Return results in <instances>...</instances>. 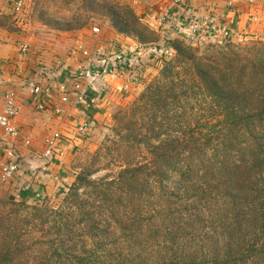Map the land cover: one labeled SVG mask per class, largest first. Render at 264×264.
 Masks as SVG:
<instances>
[{
  "label": "trees",
  "instance_id": "16d2710c",
  "mask_svg": "<svg viewBox=\"0 0 264 264\" xmlns=\"http://www.w3.org/2000/svg\"><path fill=\"white\" fill-rule=\"evenodd\" d=\"M176 64L181 62L172 63L124 112L131 116L129 131L133 136L128 142L136 152L119 173L118 187L123 190L129 186V189L115 196L111 186L100 182L93 183L94 191L84 194L87 179L80 175L70 189L75 200L71 203L80 207L84 200L79 199L86 195L87 200L124 208L120 219L115 220L122 222L121 239L133 245L130 256L135 263L141 260L149 264L148 254L160 241L155 264H264V90L240 86L235 92L238 94L232 97L214 70L209 73L197 64L190 81H186L179 79L178 72L174 73ZM261 74L254 81L264 87V73ZM170 78L180 80V84H167ZM223 80L226 81L224 77ZM186 83L198 84L199 93L204 94L206 89L208 98L211 94L227 102L221 105L224 119L220 125L204 127L205 139L187 131L175 137L165 136L178 132L177 127L163 118L182 114L186 106L179 104L175 89ZM251 98L256 106L247 107ZM142 150L147 151V156L142 155ZM123 157L122 153L121 160ZM153 186L159 193L150 196L148 204L140 205L132 200L129 206H124L120 202L131 190L151 192ZM115 199L119 202H114ZM31 203L35 209L42 205ZM157 206L161 210L154 215ZM67 209L70 207L62 211ZM60 218L61 221L54 222L58 223L56 233L61 236L69 231V217L64 221L60 213ZM176 219L178 229H173ZM94 224L89 228L79 226L77 233L81 239L90 238L92 245L111 235L107 228L101 230L98 223ZM40 230V235L33 236L29 231L14 246L6 248L0 255V264H20L31 248H44L47 232ZM55 244L51 241L50 248ZM60 248L62 252L55 249L46 258L47 264H65L61 261L67 259L74 262L73 254ZM45 253L40 256L44 258Z\"/></svg>",
  "mask_w": 264,
  "mask_h": 264
},
{
  "label": "rangeland",
  "instance_id": "374dc122",
  "mask_svg": "<svg viewBox=\"0 0 264 264\" xmlns=\"http://www.w3.org/2000/svg\"><path fill=\"white\" fill-rule=\"evenodd\" d=\"M181 2V0H25V7L18 15V28L28 48L50 51L67 50L70 47L71 52L76 46L84 45L88 38H94L99 34L109 39L119 38L122 43L127 40L135 42L138 51H142L147 59L145 67L141 66L143 69L140 84L133 83L128 90L123 89L121 97L114 98L111 104L104 106L102 116L94 121L91 133L90 129L84 133L87 137L84 136L83 147L67 163V166H70L67 170L69 180L63 181L55 197L44 199L43 204L35 209L34 203L18 200L8 190L6 186L8 181L0 175V255L6 248H11L15 242L25 237L29 231L36 236L41 234L40 229H44L47 232L44 248H31L20 264H47L46 258L55 249L62 252L60 246L72 253V257L75 258L74 262L69 259L61 261L65 264H79L81 261L86 264L91 260V264L119 262L143 264L141 260L137 263L132 261L130 252L133 245L121 239L122 222L115 219L124 213V208L109 203H96L90 198L87 200L86 195L85 198L79 199L84 200L80 207L71 203L75 200L70 196V189L76 184L77 178L83 175L87 179L84 194L94 191L93 183L100 182L111 186L110 189H113L115 196L119 191L129 189V186L123 190L118 187L119 173L127 167L125 163L132 161V155L136 152L135 147L128 142L133 136L129 131L132 126L129 123L131 116L124 112L130 110V106L172 63L181 62L176 64L177 71L174 70V73L178 72L179 79L183 78L186 81H190V74L194 72L193 68L197 64L203 66L209 73L214 70L232 97L238 94L235 92L239 91L240 86L247 85L255 90L260 87L261 91L264 90L262 85L254 81L264 73V6L259 8L260 11L254 10L249 23L240 31L225 22V31L231 34L229 37L223 35L210 38L205 36L206 32L200 30L204 38L192 43L184 39L189 29L188 31L182 29L184 30L182 35L167 36L163 35L166 31H162L159 24L161 17L179 10L181 4L184 6ZM178 30L181 29L176 31ZM166 48L172 51L171 57L164 56L161 52ZM245 76L247 77L244 78ZM169 82L180 84V80L173 78H170L167 84ZM191 86L187 83L185 86H176L175 93L180 98L179 104L186 107L180 116L171 115L163 118L170 122V125L177 127L178 131L165 136L175 137L187 131L186 133H193L205 139L207 131L204 127L219 126L224 119L221 114L224 107L221 105L227 103L225 98L212 96L216 98L212 99L211 94L208 98V91L205 88L203 94L201 91L199 93L198 84L192 83ZM248 106H256L254 98L249 100ZM199 126L203 127L198 130ZM122 143L125 144L124 147ZM140 152L147 156L146 150ZM122 153L125 157L121 160ZM174 192L177 193V189ZM158 193L159 190L155 186L151 192L149 189L143 193L131 190L120 202L124 206H129L132 200L140 205L148 204L150 196L156 197ZM114 202L119 201L115 199ZM67 207H70L67 212L62 211ZM160 210L161 207L157 206L153 214H159ZM90 212L93 216L88 215ZM60 213H63L64 221L69 217V231L61 233V236L56 233L59 225L54 222L61 221ZM149 215L150 212L147 217ZM161 221L164 222L163 219ZM177 222L178 219L175 220L173 229H178ZM94 223H98L101 230L107 228L111 233L106 240H100L96 245H92L93 241L90 238L84 240L77 234L79 226L89 228L95 225ZM51 241L56 243L54 248H50ZM159 245L160 241L154 245L155 250L148 254L151 260L149 264H155L153 260L159 258L157 257ZM44 252L46 253L43 258L40 255Z\"/></svg>",
  "mask_w": 264,
  "mask_h": 264
},
{
  "label": "crops",
  "instance_id": "0c3cea01",
  "mask_svg": "<svg viewBox=\"0 0 264 264\" xmlns=\"http://www.w3.org/2000/svg\"><path fill=\"white\" fill-rule=\"evenodd\" d=\"M181 1L184 6L181 4L179 10L172 12V22L159 23L162 31H166L163 35H178L176 26H184L188 31L189 19L202 24V31L205 32V22L214 17L240 31L249 23L254 10L257 12L264 6V0ZM12 4L13 0H0V114L6 96L12 95L20 107V114L14 120L20 136L13 139L0 129V173L1 168L10 161L7 152L13 151L19 171L6 182V186L18 200L36 202L38 196L43 200L55 197L63 181L68 179L70 166L67 163L81 150L85 143L84 136L87 137V134L79 133L80 124L88 122L91 133L94 121L102 116L104 108L114 98L121 97L124 91L126 78L104 77L95 80L83 77V71L94 70L95 65L90 64L81 50L90 52L94 57H109L128 50L140 51L133 41L122 43L119 38L109 39L98 34L71 52L70 47L50 51L30 47L23 53L21 48L25 42L18 28V14ZM230 4L233 6L230 7ZM141 53L140 66L145 67L147 58ZM51 85L67 87L70 102L62 105L66 112L64 115H58L54 110L62 93L57 91L41 108L44 96L33 92L36 87ZM79 96H83V102L78 101ZM90 100H97L92 108L87 107ZM55 133H60L67 140L61 148L64 156L45 159L46 140Z\"/></svg>",
  "mask_w": 264,
  "mask_h": 264
},
{
  "label": "built area",
  "instance_id": "2783aa9c",
  "mask_svg": "<svg viewBox=\"0 0 264 264\" xmlns=\"http://www.w3.org/2000/svg\"><path fill=\"white\" fill-rule=\"evenodd\" d=\"M231 2V0H230ZM233 2V1H232ZM13 8L17 12V14H21L25 7V0H13ZM233 6V5H232ZM230 4V7H232ZM173 13L170 12L166 14V16H163L159 19V23L161 25L166 24V22H172ZM225 21H222L221 19H218L216 17L210 18L205 22V36H209L210 38L216 36H227L229 37L231 34L229 32L225 31ZM189 31L187 36L184 37L187 41H190L192 43H197L200 41V38H204V35L200 34V30H202V24H200L197 20L189 19V22L187 23ZM178 30L177 33L182 35L184 33V26H176ZM96 32L98 30H95ZM209 35H208V34ZM28 46L23 44L21 51L23 53H26L28 51ZM164 56H172V51L169 48H166L161 51ZM82 55L91 62V65L94 66V70L88 69L84 70L82 73L83 77L86 78H94L100 79L104 77H111L114 79H125L126 83L124 86L125 90H128L130 87H132L133 83L140 84V75L142 73L141 69L138 70L137 68H141V62L140 59L142 56L141 52H137L134 50H128L125 52H120L119 54H115L112 56H95L93 54H90V52L86 50H81ZM136 54V56H133ZM57 91L62 93V96L59 98L58 105L55 106V113L58 115H64L66 112L64 111L62 105L68 104L70 102V97L67 92V87L65 85H60L59 87H53L47 86L46 88L42 87H36L34 89L35 95H42L44 96L42 103L40 104L41 108L45 107V104L48 103L50 100L49 98H52L53 94H56ZM79 102H83L84 98L83 96L78 97ZM97 101V100H96ZM95 100H90V102L87 103V107H94V105L97 103ZM20 114V107L16 103L14 97L12 95L6 96L5 106L3 108L2 113L0 114V129H2L8 136H10L13 139H18L20 136V132L17 129V127L14 124L15 118ZM88 125V122H83L78 127L79 133H86L90 128ZM67 140L63 138V136L60 133H55L50 138L46 140L45 143V151L43 153V157L45 159H54L55 156H64V151L61 149L62 144L64 145ZM8 158L10 161L5 164L1 168L0 175L5 181H10L16 176L17 172L19 171L18 162L16 159V156L13 151L7 152ZM38 199V200H37ZM37 201L39 204H43V199L41 197H37Z\"/></svg>",
  "mask_w": 264,
  "mask_h": 264
}]
</instances>
